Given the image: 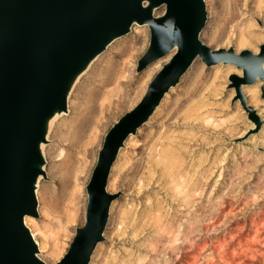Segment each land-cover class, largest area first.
Returning a JSON list of instances; mask_svg holds the SVG:
<instances>
[{"label": "rangeland", "instance_id": "374dc122", "mask_svg": "<svg viewBox=\"0 0 264 264\" xmlns=\"http://www.w3.org/2000/svg\"><path fill=\"white\" fill-rule=\"evenodd\" d=\"M206 4L209 18L202 38L209 46L237 51V41L245 38L250 45L239 51L259 52L264 0ZM149 41V27L135 24L130 34L110 45L76 86L70 112L55 122L46 148L47 177L38 191L40 215L27 221L39 241L40 256L49 264L64 256L75 229L85 222L87 184L106 133L140 101L169 59L138 72ZM242 74L233 64L210 66L198 58L149 121L129 137L109 180L108 190L117 197L105 239L90 264H264L263 81L245 90L243 85L242 94L233 80ZM250 86H256L254 99L247 92ZM244 100L257 111L259 122ZM82 125L90 127L83 141L76 139ZM163 146L171 147L174 161H181L176 168H181L187 186L181 195L155 162ZM67 155L78 165L91 162L82 211L73 220L72 200L61 177ZM50 252L55 259L46 258Z\"/></svg>", "mask_w": 264, "mask_h": 264}, {"label": "water", "instance_id": "95a60500", "mask_svg": "<svg viewBox=\"0 0 264 264\" xmlns=\"http://www.w3.org/2000/svg\"><path fill=\"white\" fill-rule=\"evenodd\" d=\"M163 4L166 13L155 16ZM205 14L204 0H0V264H47L37 255V242L24 217L38 216L35 188L38 176H46L41 144L48 121L56 110L67 109L66 98L78 74L136 22L151 29L138 72L176 45L178 50L140 103L106 133L87 184L85 223L76 228L57 264L89 263L95 246L104 240L111 202L117 197L107 186L119 151L198 54L209 57L210 64L223 58L243 68V77H233L239 91L243 83L264 79V44L259 54L211 52L199 38ZM262 91L264 97V83ZM249 109L259 122L255 109Z\"/></svg>", "mask_w": 264, "mask_h": 264}, {"label": "bare ground", "instance_id": "6f19581e", "mask_svg": "<svg viewBox=\"0 0 264 264\" xmlns=\"http://www.w3.org/2000/svg\"><path fill=\"white\" fill-rule=\"evenodd\" d=\"M204 4H205V10H206V14H205V21H204V24L202 25V27H201V29H200V31H199V38L205 43V45L206 46H208V48L210 49V51L211 52H218V51H221V50H224V51H229L230 49H233V51H234V53L236 54V55H240L243 51H245V50H250V49H243V50H241V51H239V48L240 47H242V46H245V45H250V42L248 41V42H246V40H245V38H240V40H238L237 41V51L235 50V48L234 47H230V48H227V49H224V48H217V49H214V48H212L211 46H209V44H207L204 40H203V38H202V33H203V31H204V29H205V27H206V24H207V20H208V18H209V11H208V7H207V4H206V0H204ZM166 11H167V5H165V4H163V6H161V7H159V8H156L155 9V13H154V15L155 16H163L165 13H166ZM136 24L138 25V26H148L149 27V29H150V26H149V24L148 23H138V22H136ZM134 26H135V24L132 26V28H131V31L130 32H128V33H126V34H124V35H121V36H119V37H116V38H114L107 46H106V48L101 52V53H99L91 62H90V64L80 73V74H78V76L75 78V80H74V82H73V84H72V86H71V89H70V91H69V93H68V95H67V98H66V101H67V109L66 110H63V111H60V110H56L55 111V113L52 115V117L49 119V121H48V124H47V131H46V141H44L41 145V150H42V154H43V156H44V158H45V164H43L42 165V169H44L45 171H46V176H44L43 174H40L39 176H38V178H37V181H36V188H35V192H36V196H37V210H38V216H34V215H25V217H24V222H25V224H26V226L30 229V231L32 232V234H33V236H34V239H35V241L37 242V245H38V253H37V255H38V257L39 258H41L43 261H45L41 256H40V254H41V250H40V244H39V241L36 239V237H35V235H34V233H33V231H32V229H31V227L28 225V223H27V221H28V218H30V217H39V205H40V202H39V195H38V191H39V187H40V183H41V180L42 179H44V178H46L47 177V164H48V159H47V156H46V148H47V145L49 144V142H50V135H51V132H52V130H53V127H54V125H55V122L58 120V119H60L62 116H64V115H67L69 112H70V99H71V97H72V94H73V92H74V90H75V88H76V86L78 85V83L80 82V80H81V78L88 72V70L91 68V66L93 65V63L110 47V45H112L116 40H118L119 38H121V37H123V36H126V35H128V34H130L131 32H132V30H133V28H134ZM263 27H264V25H262ZM250 35H251V33H249ZM150 36H151V29H150ZM252 37H254V38H257L256 36L257 35H251ZM149 43H150V41H149ZM262 44H264V43H262ZM262 44H260V45H262ZM260 45H259V52H254V51H252V50H250L253 54H259L260 53V51H261V49H260ZM149 46V45H148ZM148 48V47H147ZM177 50H178V46L176 45L173 49H171V51L168 53V54H166L165 56H162V57H160V58H158V59H156L155 61H157V60H159V59H162V58H164V57H166V56H169V59L166 61V62H168V61H170L172 58H173V56L175 55V53L177 52ZM219 55V54H218ZM212 55L210 54V57H211ZM198 58H201L206 64H209L210 66L213 64H217V65H219V67H222L223 66V64L224 63H226V64H233V65H235L238 69H240V70H242L243 71V74L242 75H240L241 77H243L244 76V70H243V68H240V67H238L236 64H234V63H232V62H225V59H223V58H219V60H217L216 62H214V63H208V61H207V59H210L209 57H207V58H205V57H203V56H201L200 54H198L195 58H194V60L192 61V63H191V65L189 66V68H191V66L194 64V62L198 59ZM154 61V62H155ZM138 62H139V60H138ZM165 62V63H166ZM153 63V62H152ZM152 63H150L149 65H151ZM148 65V66H149ZM164 65V64H163ZM147 66V67H148ZM146 67V68H147ZM137 68H138V64H137ZM145 68V69H146ZM157 68H159V64L155 67V68H153L152 70H151V72H150V75L154 72V71H156L157 70ZM162 68H163V66H162ZM161 68V69H162ZM189 68L183 73V75L180 77V80H179V82L176 84V85H173V86H171L170 87V89L169 90H167L165 93H164V95H163V97L158 101V103H157V105H156V107L153 109V111H152V113L149 115V117L147 118V120L146 121H144V123L140 126V127H138V129H137V131H136V133H131V135L129 136V137H131V136H133V135H136L137 134V132H138V130L145 124V123H147L148 121H149V119L152 117V115L155 113V111H156V109L160 106V104L162 103V101H163V99L165 98V96H166V94L172 89V88H174V87H176L179 83H180V81H181V79H182V77L184 76V74L189 70ZM161 69L159 70V71H161ZM263 69H264V63H263ZM158 71V72H159ZM157 72V73H158ZM155 77V76H154ZM153 77V78H154ZM153 80V79H152ZM152 80L149 82V84H148V86H147V88H146V91H145V93L143 94V96L141 97V99H140V101L142 100V98L144 97V95L146 94V92H147V90H148V87H149V85H150V83L152 82ZM258 80H261V81H263V83H264V79H262L261 77H258L257 78V80L256 81H258ZM255 81V82H256ZM255 82H253V83H243L242 85H241V91H242V86L244 85V87H243V90H245L246 88V85H251V84H253L254 85V83ZM263 85V84H262ZM261 90H262V86H261ZM249 94H251V96H252V98L254 99L255 97H256V94H257V90H256V86H250V88L248 89V91H247ZM242 94H244L243 93V91H242ZM262 98L264 99V97H263V91H262ZM242 98V100H243V97H241ZM240 99V98H239ZM241 100V99H240ZM140 101L133 107V108H135L139 103H140ZM243 102V101H242ZM246 102V103H245ZM244 104H246V107H248L247 109H248V111L250 112V113H252L251 112V110L249 109L250 107V105L247 103V100L245 101L244 100ZM245 106V105H244ZM132 108V109H133ZM132 109H130V110H132ZM256 111V110H255ZM256 114L259 116V114L257 113V111H256ZM260 117V116H259ZM200 120L201 121H205V117H200ZM258 120L257 119H255V122H257ZM79 123V122H78ZM83 126H85V125H82L81 127H80V129H78V130H76V139L77 140H79V139H81V141H83L84 139H85V137L87 136V134H85V132L87 131V129H89L90 127L89 126H87L86 127V129L83 127ZM77 127H79V124L77 125ZM129 137H128V139H129ZM127 139V140H128ZM127 140L125 141V143L127 142ZM122 149H123V147L121 148V150L119 151V155H120V153H121V151H122ZM159 152H161L159 155H158V157L156 158V164H157V166H160L161 167V170H162V175H165V174H168L169 176H170V181H171V184H172V187H173V189H174V191H175V193L176 194H178V195H181L182 194V192H183V188H184V186H185V188L187 187L186 185H184L185 183V181L182 179L183 178V174H181L182 173V170H181V168H176V167H178V166H180V160H177V161H174L173 160V157H172V154H171V152H172V150H171V147H165V146H163V147H161L160 148V150H159ZM119 155H118V157H117V159H116V161L118 160V158H119ZM115 161V162H116ZM115 162H114V164H115ZM114 164H113V166H114ZM61 165H63L62 166V168H63V170H62V173H61V177H62V183H63V189H64V192H65V194H67L69 197H70V199L72 200V210H71V212H70V217L72 218V220H73V218H77V216H79L80 214H81V211H82V205H83V202H84V185H85V182H86V180H87V178H88V175H89V171H90V167H91V162L90 161H88V160H84L83 161V164L82 165H78V162L76 161V158L74 157V156H65V158L63 159V161L61 162ZM113 166L111 167V171H110V174H109V179H108V186H109V180H110V176H111V173H112V169H113ZM108 186H107V189H108ZM188 190V189H187ZM109 191V190H108ZM189 191V190H188ZM116 200V198L111 202V206H110V214H109V219H108V222H107V224H106V227H105V229H104V232H103V236H104V239H105V232H106V229H107V226H108V223H109V220H110V216H111V209H112V205H113V202ZM71 202V201H70ZM191 204H192V202H191ZM86 212H87V208H86ZM159 215V214H158ZM85 219H86V216H85ZM160 219V218H159ZM162 219V218H161ZM158 220V219H157ZM160 221V220H159ZM85 223V222H84ZM159 224V223H158ZM159 227H161L160 225H159ZM158 227V228H159ZM164 227V226H163ZM161 229V228H160ZM75 234H76V229H75ZM75 236V235H74ZM74 239V238H73ZM73 241V240H72ZM104 240H102V241H99L98 243H97V245L95 246V248H94V251H93V253H92V255H91V258H90V261H89V263L88 264H90V262H91V259H92V257H93V254L95 253V250H96V248H97V246L101 243V242H103ZM43 248H46V243H44L43 244ZM55 253L54 252H50L49 254H46L45 256H46V258H48V259H55L56 258V255H54ZM65 255V254H64ZM64 257V256H63ZM62 257V258H63ZM61 258V259H62ZM61 259L59 260V261H61ZM59 261H57L55 264H57ZM46 262V261H45ZM47 263V262H46ZM47 264H49V263H47Z\"/></svg>", "mask_w": 264, "mask_h": 264}]
</instances>
